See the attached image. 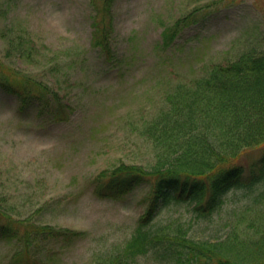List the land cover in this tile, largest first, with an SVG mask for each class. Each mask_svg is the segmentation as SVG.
<instances>
[{
  "label": "rangeland",
  "instance_id": "1",
  "mask_svg": "<svg viewBox=\"0 0 264 264\" xmlns=\"http://www.w3.org/2000/svg\"><path fill=\"white\" fill-rule=\"evenodd\" d=\"M111 8L108 63L91 40V0H0V74L32 76L57 94L21 106L0 91V199L14 217L82 234L68 246L52 244L39 264H93L122 248L149 189L101 199L94 180L121 164L151 163L140 130L174 85L264 51V0H115ZM184 17L164 46L163 29ZM18 43L25 58L14 50ZM188 219L183 206L169 204L151 225ZM19 246L0 240V264L21 263L14 259ZM133 264L160 263L148 255Z\"/></svg>",
  "mask_w": 264,
  "mask_h": 264
},
{
  "label": "trees",
  "instance_id": "2",
  "mask_svg": "<svg viewBox=\"0 0 264 264\" xmlns=\"http://www.w3.org/2000/svg\"><path fill=\"white\" fill-rule=\"evenodd\" d=\"M114 1L91 0L96 10L91 40L108 63L114 60L108 43ZM186 18L163 29L164 46L172 44ZM12 46H7L6 57ZM16 47L17 56L25 58L22 44ZM31 77L16 78L10 69L0 74V91L21 106L40 100L43 92L56 94ZM140 131L151 146V163L121 164L102 172L93 194L117 199L148 187L146 208L123 247L93 264H133L148 255L160 264H264V51L250 50L210 65L203 75L174 85ZM254 152L250 159L244 157ZM169 204L183 206L188 221L153 227ZM29 217H14L0 199V240L20 244L14 255L19 264H39L41 252L50 251L52 244L68 246L82 235Z\"/></svg>",
  "mask_w": 264,
  "mask_h": 264
}]
</instances>
